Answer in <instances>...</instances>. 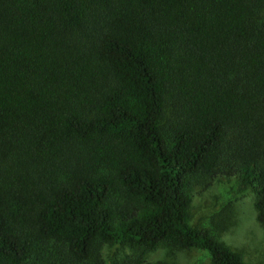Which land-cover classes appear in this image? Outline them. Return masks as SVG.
Returning a JSON list of instances; mask_svg holds the SVG:
<instances>
[{
	"label": "trees",
	"instance_id": "trees-1",
	"mask_svg": "<svg viewBox=\"0 0 264 264\" xmlns=\"http://www.w3.org/2000/svg\"><path fill=\"white\" fill-rule=\"evenodd\" d=\"M228 179L264 226V0H0V264H245L189 224Z\"/></svg>",
	"mask_w": 264,
	"mask_h": 264
},
{
	"label": "rangeland",
	"instance_id": "rangeland-1",
	"mask_svg": "<svg viewBox=\"0 0 264 264\" xmlns=\"http://www.w3.org/2000/svg\"><path fill=\"white\" fill-rule=\"evenodd\" d=\"M254 195L240 190L233 179L212 182L205 189L193 188L188 207L189 224L206 227L229 249L242 255L245 264H264V226L256 220ZM103 246L101 258L119 260L128 250ZM146 261L162 260L171 264H209L207 252L199 248L177 249L159 245L149 252Z\"/></svg>",
	"mask_w": 264,
	"mask_h": 264
}]
</instances>
